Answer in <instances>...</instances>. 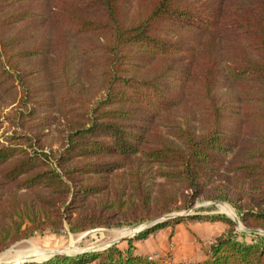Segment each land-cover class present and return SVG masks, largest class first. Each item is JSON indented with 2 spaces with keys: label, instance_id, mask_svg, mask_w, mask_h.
<instances>
[{
  "label": "trees",
  "instance_id": "trees-1",
  "mask_svg": "<svg viewBox=\"0 0 264 264\" xmlns=\"http://www.w3.org/2000/svg\"><path fill=\"white\" fill-rule=\"evenodd\" d=\"M77 57L90 89L76 85ZM0 92L16 103L0 105V253L200 200L264 229V0H0ZM186 219L227 225L202 260L134 254ZM234 226L192 213L122 248L22 264H264V244Z\"/></svg>",
  "mask_w": 264,
  "mask_h": 264
},
{
  "label": "rangeland",
  "instance_id": "rangeland-1",
  "mask_svg": "<svg viewBox=\"0 0 264 264\" xmlns=\"http://www.w3.org/2000/svg\"><path fill=\"white\" fill-rule=\"evenodd\" d=\"M75 54H77V53L75 52ZM81 62L82 61L80 60V57H77L76 58L77 64L75 67V72H76L77 77L75 78V81H76V85L79 88H83L84 90H87V89H90L92 87L94 79H91L90 76L88 77L85 75L84 68H83V65ZM0 105H1V108H2L4 113H7L8 111H10V112L15 111L16 103L12 100V96H10L9 94H3L0 92ZM188 115H189L191 121L194 122V119L192 118V115L190 112ZM4 128H5L4 132L7 130L9 131V129H7V125L4 126ZM2 132L3 131L1 130L0 134ZM222 206H224V207L227 206L228 208H230V210L232 212V216L226 214L223 211ZM192 208H195L194 209L195 212H193V213L219 214V215L227 216L228 218L233 220V222L235 223L234 236L239 242H242V243H244V242L245 243L259 242V243L264 244V229L263 228L245 227L241 223V221L238 217V213L226 201L200 200V201H197L190 209H182V210L173 211V212H170L167 214L185 213L188 210H192ZM158 218H160V217H158ZM174 218H176V217H173L171 219H174ZM155 219H157V218H155ZM151 220H154V219H146V220H143V221L137 222V223L133 222L129 225H123L120 227H110V228L99 227V228L86 230V231L76 233V234L69 233L66 228L63 231H61L60 233H54L53 231L47 229L41 234H37V235L32 236L28 239H24V240H21V241H18L16 243L12 244L10 247H8L6 250L1 252L0 254L4 253L6 251H11L13 249H18L22 246H28L29 244H31L30 241L32 243L37 244L41 248L60 250L64 253H66V251L64 249L66 248V246L68 248L69 247L68 245H70V246L74 245L77 247V249H80V250L90 249V248H99L106 243H109L113 240L118 239L119 238L118 230H121L123 228H129V227H132L133 225H136V224H138V225L143 224V223H146V222L151 221ZM186 220H189V219H186ZM248 229H255L257 231L256 232H249ZM139 232L140 231H138L137 233H139ZM127 239L128 238L122 239V240L116 242L115 245H117L120 248L125 247L127 245ZM70 242L72 244H69ZM172 249H173V246H172V244H170L169 250L166 252V257H171ZM92 252H95V251H92ZM68 254L71 256L74 253L73 254L68 253ZM64 255H67V254H64ZM151 258L162 260L160 257H157V258L151 257ZM88 264H90V263H88ZM91 264H95V263H91Z\"/></svg>",
  "mask_w": 264,
  "mask_h": 264
},
{
  "label": "crops",
  "instance_id": "crops-1",
  "mask_svg": "<svg viewBox=\"0 0 264 264\" xmlns=\"http://www.w3.org/2000/svg\"><path fill=\"white\" fill-rule=\"evenodd\" d=\"M226 229L227 225L221 221L208 222L185 220L174 226H167L163 229L156 230L144 239L134 241V254L145 255L150 258L160 257L168 263L180 261L196 262L205 257L204 250L209 247L217 236L223 234ZM30 243L31 244L28 246H22L18 249L11 250V253L14 254V256H18L17 259H19V257L22 258L24 256L18 255V251L26 249L31 245L39 247L31 241ZM69 244H71V242ZM170 244L173 246L172 254L171 257H166V252L169 250ZM39 248L49 252L56 251L55 249Z\"/></svg>",
  "mask_w": 264,
  "mask_h": 264
},
{
  "label": "bare ground",
  "instance_id": "bare-ground-1",
  "mask_svg": "<svg viewBox=\"0 0 264 264\" xmlns=\"http://www.w3.org/2000/svg\"><path fill=\"white\" fill-rule=\"evenodd\" d=\"M222 209L226 214L232 216V212H231L230 208H228L227 206H225V207L222 206ZM133 232H135V229L133 227L123 228L121 230H118V233H119L118 236L122 237V236H126V235H131ZM64 250L66 251L67 254L68 253L73 254V253H76V251L77 252L80 251V249H77L74 246H69L68 248L66 247ZM57 251H60V250H56L54 252H57ZM44 253H47V254H44ZM17 254L22 255L24 257H22V258L19 257V259H17L18 256H16V255L14 256V254H12L11 251H6V252L0 254V263L17 261V260H21L23 258H32L36 261H41V259L43 260L45 258H48L51 254H53V252L45 251L43 249H40L37 246L35 247V246L31 245L26 249L18 251Z\"/></svg>",
  "mask_w": 264,
  "mask_h": 264
},
{
  "label": "water",
  "instance_id": "water-1",
  "mask_svg": "<svg viewBox=\"0 0 264 264\" xmlns=\"http://www.w3.org/2000/svg\"><path fill=\"white\" fill-rule=\"evenodd\" d=\"M194 209H195V208H192V210H188V211L185 212V213L165 214V215H163V216L160 217V218H157V219H154V220L148 221V222H146V223L139 224V225H138V224L133 225L132 227L135 229V232H134L131 236H129V235L122 236V237H119V238L116 239V240H113V241H111V242H109V243L104 244L103 246H101V247H99V248L83 249V250H80V251L74 253L73 255L81 254V253H84V252H92V251H100V250H103V249H105V248H107V247H109V246H111V245H114L116 242H118V241H120V240H122V239H126V238L133 237L138 231H142V230H144L145 228H148V227L154 226V225H156L157 223H159V222H161V221H163V220H168V219H171V218H173V217H184V216H186V215H189V214L195 212ZM248 231H249V232H256L257 230H255V229H248ZM56 254H67V253H64V252H62V251L53 252V254H51L48 258H45V259H43V260H41V261H36V260H34V259H32V258H23V259H21V260L11 261V262H6V263H0V264H22V263H25V262H31V261L42 262V261L47 260V259H49L50 257H52V256H54V255H56ZM67 255H69V254H67Z\"/></svg>",
  "mask_w": 264,
  "mask_h": 264
}]
</instances>
